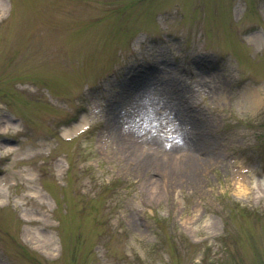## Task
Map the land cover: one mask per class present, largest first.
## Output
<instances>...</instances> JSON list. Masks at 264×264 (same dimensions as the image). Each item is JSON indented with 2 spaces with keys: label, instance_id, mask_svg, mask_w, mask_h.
<instances>
[{
  "label": "rangeland",
  "instance_id": "1",
  "mask_svg": "<svg viewBox=\"0 0 264 264\" xmlns=\"http://www.w3.org/2000/svg\"><path fill=\"white\" fill-rule=\"evenodd\" d=\"M0 264H264V0H0Z\"/></svg>",
  "mask_w": 264,
  "mask_h": 264
},
{
  "label": "bare ground",
  "instance_id": "2",
  "mask_svg": "<svg viewBox=\"0 0 264 264\" xmlns=\"http://www.w3.org/2000/svg\"><path fill=\"white\" fill-rule=\"evenodd\" d=\"M80 130H81L80 126H75L71 133L74 134V133L79 132ZM133 152L135 153V156H143V155L138 154L139 153L138 150L133 149ZM154 157L156 158V156H154Z\"/></svg>",
  "mask_w": 264,
  "mask_h": 264
}]
</instances>
